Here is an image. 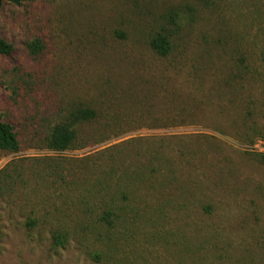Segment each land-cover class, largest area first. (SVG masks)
<instances>
[{
  "label": "rangeland",
  "instance_id": "374dc122",
  "mask_svg": "<svg viewBox=\"0 0 264 264\" xmlns=\"http://www.w3.org/2000/svg\"><path fill=\"white\" fill-rule=\"evenodd\" d=\"M164 28L167 57L150 46ZM263 31L264 0L5 3L0 114L20 150L0 151V264H264V140L239 137L249 90L229 82ZM81 106L96 121L50 150ZM119 192L132 199L108 227Z\"/></svg>",
  "mask_w": 264,
  "mask_h": 264
},
{
  "label": "trees",
  "instance_id": "16d2710c",
  "mask_svg": "<svg viewBox=\"0 0 264 264\" xmlns=\"http://www.w3.org/2000/svg\"><path fill=\"white\" fill-rule=\"evenodd\" d=\"M23 0H0V8L5 3L19 5ZM181 12L171 11L168 14V21L178 26L176 21L180 18ZM164 32L158 33L150 42L153 51L161 57H167L173 50V39L175 32L164 28ZM258 44L253 51L249 53H238L237 70L229 79V82L243 84L242 88L248 91L246 95V130L241 137L244 143L254 145L258 139L264 140V126L260 127L257 120L264 118V31ZM43 49V44L36 40L29 45V50L33 55H38ZM15 48L11 43L0 38V57L9 56L14 52ZM253 91V92H251ZM261 104V105H259ZM97 113L91 108L79 107L69 116L67 122H63L54 127L47 138L48 148L52 151L63 153L71 150L78 143V127L85 126L97 119ZM236 133V130L235 132ZM239 135V134H237ZM20 150V141L15 132V128L6 122L0 114V151L18 152ZM264 158V154L261 155ZM127 180L120 177V181ZM132 196L125 192H119L117 196L111 195L106 205V209L98 216V221L108 227H114V223L125 217L126 204L131 201ZM123 205V208L117 205ZM39 220H31L30 227H35ZM56 244L63 245V237H56Z\"/></svg>",
  "mask_w": 264,
  "mask_h": 264
}]
</instances>
